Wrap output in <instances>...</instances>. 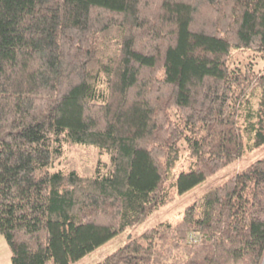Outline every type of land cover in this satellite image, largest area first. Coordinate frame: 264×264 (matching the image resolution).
Segmentation results:
<instances>
[{"label":"trees","instance_id":"trees-1","mask_svg":"<svg viewBox=\"0 0 264 264\" xmlns=\"http://www.w3.org/2000/svg\"><path fill=\"white\" fill-rule=\"evenodd\" d=\"M264 0H0V233L70 264L264 144ZM109 156L53 168L67 145ZM95 264H264V157Z\"/></svg>","mask_w":264,"mask_h":264},{"label":"rangeland","instance_id":"rangeland-1","mask_svg":"<svg viewBox=\"0 0 264 264\" xmlns=\"http://www.w3.org/2000/svg\"><path fill=\"white\" fill-rule=\"evenodd\" d=\"M231 68H246L249 62H254L256 71L264 70V56L251 48L234 49ZM264 157V144L258 149L246 153L239 158L235 166H230L210 177L204 182L191 188L190 190L176 194L173 202L161 207L159 210L143 218L140 222L129 226L126 230L113 237L111 240L100 245L89 252L81 259L70 264H95L105 258L108 254L124 245L131 237L138 236L147 228L159 221L178 222L183 217L184 209L200 195L204 194L210 187L221 183L227 179L232 171L244 166L248 162ZM109 156L102 152L101 148L95 144L72 142L62 157L56 162L53 168H60L65 171L76 170L82 174L95 173L99 162H107ZM0 264H11V251L3 234L0 233Z\"/></svg>","mask_w":264,"mask_h":264},{"label":"crops","instance_id":"crops-1","mask_svg":"<svg viewBox=\"0 0 264 264\" xmlns=\"http://www.w3.org/2000/svg\"><path fill=\"white\" fill-rule=\"evenodd\" d=\"M8 245V244H7ZM9 247V246H8Z\"/></svg>","mask_w":264,"mask_h":264}]
</instances>
